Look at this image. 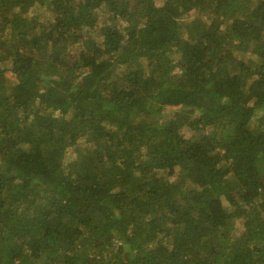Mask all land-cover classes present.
<instances>
[{"label": "trees", "instance_id": "obj_1", "mask_svg": "<svg viewBox=\"0 0 264 264\" xmlns=\"http://www.w3.org/2000/svg\"><path fill=\"white\" fill-rule=\"evenodd\" d=\"M0 264H264V0H0Z\"/></svg>", "mask_w": 264, "mask_h": 264}]
</instances>
